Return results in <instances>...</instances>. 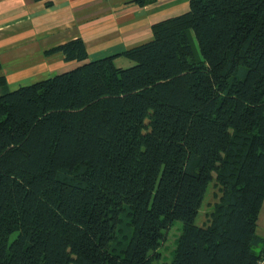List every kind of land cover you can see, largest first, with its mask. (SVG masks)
<instances>
[{
  "label": "trees",
  "instance_id": "16d2710c",
  "mask_svg": "<svg viewBox=\"0 0 264 264\" xmlns=\"http://www.w3.org/2000/svg\"><path fill=\"white\" fill-rule=\"evenodd\" d=\"M152 33L95 61L57 46L79 65L13 91L0 77V264L264 262V0H190Z\"/></svg>",
  "mask_w": 264,
  "mask_h": 264
},
{
  "label": "crops",
  "instance_id": "0c3cea01",
  "mask_svg": "<svg viewBox=\"0 0 264 264\" xmlns=\"http://www.w3.org/2000/svg\"><path fill=\"white\" fill-rule=\"evenodd\" d=\"M136 1L0 0V77L8 90L29 86L79 65L66 62L61 53L46 54L57 46L80 39L87 61L118 55L151 41L152 27L186 13L190 2L152 0L139 6ZM113 63L117 69L133 65L124 57ZM256 235L264 239V203Z\"/></svg>",
  "mask_w": 264,
  "mask_h": 264
},
{
  "label": "rangeland",
  "instance_id": "374dc122",
  "mask_svg": "<svg viewBox=\"0 0 264 264\" xmlns=\"http://www.w3.org/2000/svg\"><path fill=\"white\" fill-rule=\"evenodd\" d=\"M57 73H53L51 75L54 76ZM50 78V77H49ZM222 194V187L217 181H213L207 190L205 200L200 211V215L197 219V224L200 225L204 223L205 219L209 218V216L214 212V210L219 206L220 198ZM181 230V224L175 223L174 227L169 232L168 240L163 248V260L166 262H170L173 250L175 249V241L179 236V232Z\"/></svg>",
  "mask_w": 264,
  "mask_h": 264
},
{
  "label": "built area",
  "instance_id": "2783aa9c",
  "mask_svg": "<svg viewBox=\"0 0 264 264\" xmlns=\"http://www.w3.org/2000/svg\"><path fill=\"white\" fill-rule=\"evenodd\" d=\"M261 264H263V263H261Z\"/></svg>",
  "mask_w": 264,
  "mask_h": 264
}]
</instances>
